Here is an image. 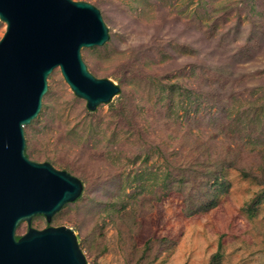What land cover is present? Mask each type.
I'll return each instance as SVG.
<instances>
[{"label":"rangeland","instance_id":"rangeland-1","mask_svg":"<svg viewBox=\"0 0 264 264\" xmlns=\"http://www.w3.org/2000/svg\"><path fill=\"white\" fill-rule=\"evenodd\" d=\"M86 1L110 37L82 57L120 91L90 110L48 76L26 153L83 191L31 225L88 264H264V0Z\"/></svg>","mask_w":264,"mask_h":264},{"label":"water","instance_id":"water-1","mask_svg":"<svg viewBox=\"0 0 264 264\" xmlns=\"http://www.w3.org/2000/svg\"><path fill=\"white\" fill-rule=\"evenodd\" d=\"M6 30L0 38V264H88L74 228L31 225L36 215L50 222L75 201L83 182L49 161L26 153L24 127L40 112L55 67L74 93L95 110L120 86L97 77L83 47L110 37L101 10L86 0H0ZM27 221L26 233H16Z\"/></svg>","mask_w":264,"mask_h":264},{"label":"trees","instance_id":"trees-1","mask_svg":"<svg viewBox=\"0 0 264 264\" xmlns=\"http://www.w3.org/2000/svg\"><path fill=\"white\" fill-rule=\"evenodd\" d=\"M183 181H184V183H187V182H188L187 179H185L184 177H183ZM192 194H193V193H192ZM192 194L189 193V195H192ZM189 195H188V196H189ZM215 256H216V255H215ZM215 256H214V257H215Z\"/></svg>","mask_w":264,"mask_h":264}]
</instances>
